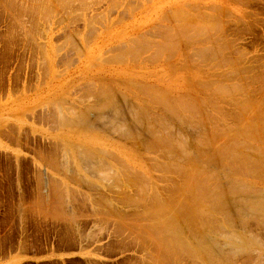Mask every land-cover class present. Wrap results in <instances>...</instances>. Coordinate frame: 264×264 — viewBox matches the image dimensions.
I'll list each match as a JSON object with an SVG mask.
<instances>
[{"label":"rangeland","instance_id":"obj_1","mask_svg":"<svg viewBox=\"0 0 264 264\" xmlns=\"http://www.w3.org/2000/svg\"><path fill=\"white\" fill-rule=\"evenodd\" d=\"M263 82L264 0H0V264H264Z\"/></svg>","mask_w":264,"mask_h":264},{"label":"bare ground","instance_id":"obj_2","mask_svg":"<svg viewBox=\"0 0 264 264\" xmlns=\"http://www.w3.org/2000/svg\"><path fill=\"white\" fill-rule=\"evenodd\" d=\"M12 1H13V0H12ZM16 1H17V0H16ZM61 1H62V0H61ZM14 2H15V1H14ZM14 2H13V3H14ZM69 2H70V1H69ZM15 3H16V2H15ZM66 4H67V3H66ZM121 4H122V3H121ZM14 5H15V4H14ZM17 5H18V3H17ZM17 5H16V6H17ZM63 5H64V4H63ZM119 5H120V4H119ZM18 7H19V6H18ZM131 7H132V6H131ZM47 8H48V7H47ZM24 10H25V9H23V7H22V9L20 10V12H22V11H24ZM226 10H227V9H226ZM40 12H41V11H40ZM221 12H223V11H220V13H221ZM23 13H24V12H23ZM34 13H35V12H34ZM171 14H172V13H171ZM45 15H46V14H45ZM50 15H51V13H50ZM180 15H181V14H179L178 16H180ZM185 15H186V13H185ZM52 16H53V15H52ZM174 16H176V15H174ZM184 17H185V16H184ZM184 17H183V15H182V18H184ZM186 17H187V15H186ZM186 17H185V19H188V20H189V18H188L189 16H188L187 18H186ZM210 17L212 18V16H210ZM228 17H229V16H228ZM172 18H173V17H172ZM180 18H181V17H180ZM182 18H181V19H182ZM181 19L178 18V20H181ZM185 19L183 20L184 22L186 21ZM166 20H167V19H166ZM190 20H191V19H190ZM218 21H219V20H218ZM174 22H175V21H174ZM194 22H195V21H194ZM177 23H178V22H177ZM171 24H172V22H171ZM195 24H197V23H195ZM186 25H187V24H186ZM186 25H184V26H186ZM204 25H205V24H204ZM175 26H176V24H175ZM175 26H173V27H174L175 30H176V34H178V32H180V31L178 30V29H179V27H178L179 25L177 26V29H176ZM197 26H198V25H197ZM199 26H201V28H202V25H199ZM156 27H157V26H156ZM208 27H209V26H208ZM163 28H164V26H163ZM213 28H214V27H213ZM156 29H157V28H156ZM186 29H188V28H186ZM214 29H215V28H214ZM219 29H220V28H219ZM184 30H185V29H184ZM189 30H190V29H189ZM189 30H188L187 32H190ZM204 30H205V29H204ZM171 31H172V32L174 31L173 28L171 29ZM177 31H178V32H177ZM206 31H207V30H206ZM215 31H216V30H215ZM157 32H158V31H157ZM167 32H168V31H167ZM172 32H170L169 35L172 36ZM208 32H209V31H208ZM173 33L175 34V32H173ZM200 33H201V32H200ZM202 33H203V31H202ZM145 34H147V33H145ZM167 34H168V33H167ZM180 34H181V33H180ZM192 34H193V33H192ZM178 35H179V34H178ZM178 35H177V37L179 38L180 35H179V36H178ZM188 35H189V34H188ZM193 35H194V34H193ZM193 35H190V36H193ZM163 36H164V35H163ZM175 36H176V35H173V36H172L173 39H175ZM203 36H204V35H203ZM164 37H165L166 40H167L168 37L171 38L170 36H168V37L164 36ZM177 37H176V38H177ZM181 37H182V36H181ZM187 38H188V37H187ZM189 38H191V37H189ZM173 39H170V40H171L170 43L172 44V46H174V45H173V42H174V41H175V44L177 43V42H176L177 40H173ZM168 40H169V39H168ZM172 40H173V41H172ZM186 40H190V39H186ZM204 40H205V39H204ZM217 41H218V40H217ZM188 42H189V41H188ZM215 42H216V41H215ZM130 43H131V42H130ZM178 43H179V42H178ZM184 43H185V42H184ZM187 44H188V43H187ZM213 44H214V43H213ZM177 45H179V44H176L175 46H177ZM205 46H206V45H205ZM212 46H213V45H212ZM209 47H210V46H209ZM132 48H133V47H132ZM172 48H173V47H172ZM200 48H201V47H200ZM203 48H204V46H203ZM205 48H206V47H205ZM207 48H208V47H207ZM207 48H206V51H209L212 47H210L209 50H208ZM220 48H221V47H220ZM220 48L218 49V48L216 47V49H217L218 51L220 50ZM136 49H137V47H136ZM174 49H175V48H174ZM177 49H178V48H177ZM213 49H214V48H212L211 50L214 51ZM179 50H180V48H179ZM185 50H186V49H185ZM133 51H134V49H133ZM136 51H137V50H136ZM173 51H174V50H173ZM198 51H200V50H198ZM201 51H204V49H202ZM130 52H131V51H130ZM134 52H135V51H134ZM174 52H175V51H174ZM209 52H210V51H209ZM120 53H121V52H120ZM128 53H129V52H128ZM136 53H137V52H136ZM139 53H140V52H139ZM202 53H203V52H201V56H200V58H201L202 55H203ZM204 53H205V52H204ZM219 53H220V52H219ZM129 54H130V53H129ZM134 54H135V53H134ZM134 54H133V55H134ZM197 54H198V52H197ZM214 54H215V53H214ZM127 55H128V54H127ZM137 55H138V54H137ZM198 55H200V52H199ZM215 55H216V54H215ZM220 55H221V54H220ZM205 56H206V55H205ZM212 56H213V55H212V52H211V56H209L208 58L211 57V59H212ZM130 57H131V56H130ZM198 57H199V56H198ZM214 57H215V56H213V59H215L217 56H216L215 58H214ZM219 57H220V56H219ZM123 58L125 59V57H123ZM123 58H122V59H123ZM134 58H136V57H134ZM205 58H206V57H203L204 60H205ZM129 59H131V58H129ZM203 59L201 58V60H203ZM213 59H212V60H213ZM204 60H203V61H204ZM125 61H126V60H125ZM232 61H233V60H232ZM217 62H218V60H217ZM230 62H231V61H230ZM218 63H219V62H218ZM218 63H217V65H218ZM227 63H228V62H227ZM219 65H220V64H219ZM263 83H264V82H263ZM219 84H220V83H219ZM135 86H136V85H135ZM138 86H139V85H138ZM199 86L201 87V85H199ZM214 86H215V85H214ZM107 87H108V86H107ZM133 87H134V86H133ZM145 87H146V86H145ZM205 87H206V86H205ZM215 87H216V86H215ZM217 87H219V86H217ZM139 88H140V87H139ZM150 88H151V87H149V89H150ZM206 88H207V87H206ZM203 89H204V88H203ZM208 90H210V89H208ZM100 91H101V90H100ZM102 91H103V90H102ZM105 91H106V90H105ZM138 91H139V90H138ZM147 91H148V90H147ZM210 91H211V90H210ZM143 92H144V91H143ZM148 92H150V91H148ZM103 93H104V92H102L101 94H103ZM152 93H153V92H152ZM111 94H112V93H111ZM189 95H190V94H189ZM104 96H105V95H104ZM157 96H158V95H157ZM160 96H161V95H160ZM166 96H167V95H166ZM166 96H164V97H166ZM191 96H192V95H190L189 97H191ZM161 97H163V94H162ZM161 97H160V98H161ZM158 98H159V97H158ZM167 98H168V97H167ZM107 99H108V98H107ZM161 99H162V98H161ZM178 99H180V98H178ZM158 100H160V99H158ZM176 100H177V98H176ZM105 101H106V100H105ZM164 101H165V100H164ZM170 101H171V100H170ZM162 102H163V101H162ZM166 102H167V101H166ZM168 102H169V101H168ZM171 102H172V101H171ZM175 102H176V101H175ZM108 105H109V104H108ZM165 105H166V104H165ZM100 106H101V105H100ZM162 106L164 107V105H162ZM171 106H172V105H171ZM59 109H60V107H59ZM74 109H75V108H74ZM87 109H89V108H87ZM90 109H91V108H90ZM65 110H66V109H65ZM68 111H69V110H68ZM134 111H135V110H134ZM70 113H72V112H70ZM73 114H74V113H73ZM224 114H225V113H224ZM75 115H76V114H75ZM135 118H136V116H135ZM139 119H140V118H139ZM74 120H75V119H74ZM72 121H73V120H72ZM164 122H165V121H164ZM251 122H252V121H251ZM138 123H139V122H138ZM72 124H73V123H72ZM87 124H88V123H87ZM251 124H252V123H251ZM77 125H78V124H77ZM138 125H139V124H138ZM245 125H246V124H245ZM115 126H116V125H115ZM119 126H120V125H119ZM115 129H116V128H115ZM258 129H259V128H258ZM121 130H122V128H121ZM121 130H120V131H121ZM117 131H118V130H117ZM251 132H252V131H251ZM253 132H254V131H253ZM260 132H261V131H259V133H260ZM263 132H264V131H263ZM122 133H123V132H122ZM261 133H262V132H261ZM126 134L128 135V133H126ZM127 135H126V136H127ZM262 135H264V134H262ZM122 136H123V135H122ZM137 137H138V136H137ZM127 138H128V136H127ZM131 138H132V136H131ZM131 138H130V139H131ZM139 138H140V137H139ZM210 138H211V137H210ZM210 138H208V139H210ZM250 138H251V137H250ZM263 138H264V137H263ZM213 139H214V137H213ZM253 139H254V138H253ZM259 139H260V138H259ZM206 140H207V139H206ZM210 140H211V139H210ZM254 140H255V139H254ZM257 140H258V138H257ZM140 141H141V140H140ZM147 141H148V140H147ZM147 141H146V142H147ZM150 141H151V140H150ZM150 141H149V142H150ZM207 141H208V140H207ZM255 141H256V140H255ZM261 141H262V139L260 140V142H261ZM263 141H264V140H263ZM153 142H154V140H152L150 143H147L148 146L145 145L146 148L150 149V148L155 147L154 144H153ZM202 142H203V141H202ZM202 142H200V143H202ZM212 142H213V141H212ZM215 142H216V141H215ZM252 142H253V141H252ZM257 142H258V141H257ZM260 142H259V143H260ZM203 143H206V142H203ZM229 143H230L229 145L234 144L233 142H232V143L229 142ZM207 144H208V143H207ZM209 144H210V143H209ZM209 144H208V145H209ZM227 144H228V143H227ZM143 145H144V144H143ZM213 145H214V144H213ZM234 145H235V144H234ZM237 145H238V144H237ZM237 145H235V146H237ZM202 146H203V145H202ZM211 146H212V145H211ZM240 146H241V145H240ZM244 146H245V145H244ZM208 147H210V146H208ZM255 148H256V147H255ZM77 149H78V148H77ZM215 149H216V147H215ZM234 149H236V148H234ZM240 149H241V148H240ZM242 149H244V148H242ZM234 151H236V150H234ZM234 151H232V152L235 153ZM261 151H263V150H261ZM86 152H87V151H86ZM216 152H217V151H216ZM219 152H221V150H220ZM211 153H212V152H211ZM233 153H232V154H233ZM236 153H237V151H236ZM238 153L240 154V152H238ZM262 153H263V152H262ZM80 154H81V153H80ZM82 154H83V153H82ZM232 154H230V155H232ZM78 155H79V154H78ZM223 155H224V154H223ZM230 155H228V156H230ZM243 155H244V154H243ZM243 155H242V157H243ZM247 155H249V154H247ZM80 156H81V155H80ZM91 156H92V155H91ZM105 156H106V155H105ZM221 156H222V154H221ZM232 156H235V155H232ZM237 156H238V155H237ZM249 156H250V155H249ZM83 157H84V154H83ZM83 157H82V158H83ZM183 157H184V156H183ZM187 157H188V156H187ZM195 157H196V156H195ZM224 157H225V156H224ZM247 157H248V156H247ZM247 157H246V158H247ZM105 158H106V157H105ZM190 158H191V157H190ZM227 158H229V157H227ZM232 158H233V157H232ZM235 158H236V157H234V159H235ZM249 158H250V157H249ZM186 159H187V158H186ZM239 159H240V161H241V158H240V157H239ZM257 159H258V158H257ZM244 160H245V159H244ZM248 160H249V159H247V161H248ZM252 160H253V158H252ZM100 161H101V160H100ZM242 161H243V160H242ZM244 162H245V161H244ZM248 162H249V161H248ZM253 162H254V161H252V163H253ZM263 162H264V161H263ZM246 163H247V162H246ZM250 163H251V162H250ZM250 163H249V165H250ZM238 164H239V163H238ZM238 164H237V165H238ZM240 164H241V162H240ZM247 164H248V163H247ZM256 164H258V163L256 162ZM260 164H261V163H260ZM100 165H101V164H100ZM249 165H248V167H249ZM254 165H255V163H254ZM263 165H264V164H263ZM103 166H104V165H103ZM103 166H102V167H103ZM255 166H256V165H255ZM257 166H258V165H257ZM242 167L244 168V166H242ZM252 167H253V166H252ZM92 168H93V166H92ZM121 168H122V167H121ZM253 169H254V168H253ZM259 169H260V168H259ZM259 169L257 168L256 170H259ZM104 170H105V169H104ZM246 170H247V169H246ZM248 171H249V168H248ZM254 171H255V170H254ZM254 171H253V172H254ZM244 172H245V171H244ZM104 173H105V172H104ZM246 173H247V171H246ZM109 174H110V173H109ZM92 176H93V175H92ZM104 176H105V175H104ZM244 176H245V175H244ZM100 177H101V176H100ZM119 178H120V177H119ZM114 179H115V178H114ZM241 183H242V182H241ZM239 184H240V183H239ZM210 185H212V184H210ZM210 185H207V186L204 185V188H205V187H206V188L208 187L207 190H209V188H210L209 186H210ZM214 185H215V184H214ZM234 186H235V185H234ZM245 187H246V185H245ZM245 187H244V189L247 188V187H246V188H245ZM174 188H175V187H174ZM177 188H179V187H177ZM237 188H238V187H237ZM229 189H230V188H229ZM239 189H240V188H239ZM172 190H173V189H172ZM175 190H178V189H175ZM205 190H206V189H205ZM205 190H204V191H205ZM247 190H249V189H247ZM173 191H174V190H173ZM204 191H202V195H203ZM239 191H240V190H239ZM253 191H254V190H253ZM237 192H238V190H237ZM254 193H255V192H254ZM157 194H158V193L156 192V194H155L156 196H155V195H154V197L152 196V197H153L152 199L154 200V202L159 203V202H160V201H159V197H160V196L158 197ZM223 195H224V194H222V196H223ZM200 196H201V195H200ZM207 196H208V194H207ZM222 196H220L219 199H218V198L216 199V203L213 204V201H212V203H211V208H208V207L206 206V211L204 212V209H203L202 211H203L204 213H201V212H200L199 215L201 214V215L204 216V217L206 216V219H207V218H210L208 212L212 211V209H214V211H215V210L218 211L219 209H221V208L223 207V201H222V200H223L224 197H225V196H224V197H222ZM173 197H174V196H173ZM202 197H204L203 199H206V197H205L204 195H203ZM211 197H212V196H211ZM196 198H197V197H196ZM208 198H209V197H207V201L209 202ZM213 198H214V197H213ZM215 198H216V197H215ZM221 198H222V200H221ZM257 199H258V198H257ZM194 200H195V199H194ZM194 200H193V201H194ZM198 200H199V199H198ZM210 200H211V198H210ZM217 200H218V202H217ZM225 200H226V199H225ZM248 200H249V199H248ZM261 200H262V199H261ZM261 200H260V201H261ZM196 201H197V200H196ZM207 201H205V202H206V205H207ZM251 201H252V200H251ZM254 201H255V200H254ZM176 202H178V201H176ZM197 202H198V201H197ZM214 202H215V201H214ZM240 203H241V202H240ZM246 203L248 204V202H246ZM246 203H245V204H246ZM176 204H178V203H176ZM180 204H181V203H180ZM203 204H204V203H203ZM212 204H213V205H212ZM251 204H252V202H251ZM208 205H210V204H208ZM227 205H228V204H227ZM227 205H226V207H227ZM178 206H179V207H180V206L182 207L183 204L178 205ZM262 206H263V205H262ZM262 206H261V207H262ZM172 207H173V206H172ZM212 207H213V208H212ZM248 207H249V206H248ZM251 207H252V206H251ZM251 207H250V209H251ZM257 207H258V206H257ZM261 207H260V208H261ZM169 208H170V207H169ZM169 208H168V209H169ZM177 208H178V207H177ZM182 208H183V207H182ZM182 208H180L181 210H180V212L178 211V213H177V211L175 212V214H174V212H173L172 218L170 217V218H171V222H173L174 224L179 223L178 220H180V219L182 218L181 216H182L183 214H185L186 209L184 210V209H182ZM204 208H205V207H204ZM255 208H256V207H255ZM263 208H264V206L262 207V209H263ZM166 209H167V208H166ZM171 209H172V208H171ZM175 209H176V207H175ZM197 209H200V207L197 208ZM209 209H210V211H209ZM217 209H218V210H217ZM162 210H163V209H162ZM172 210H173V209H172ZM177 210H178V209H177ZM183 210H184V212H182ZM238 210H239V208H238ZM251 210H253V209H251ZM255 210H256V209H255ZM163 211H164V210H163ZM197 211H198V210H197ZM197 211H196V212H197ZM199 211H200V210H199ZM221 211H222V210H221ZM168 212H169V211H168ZM170 212H171V211H170ZM181 212H182L183 214H182ZM206 212H207V213H206ZM254 212H255V211H254ZM160 213H162V212H160ZM187 213H188V212H187ZM215 213H216V212H215ZM243 213H244V212H243ZM157 214H158V213H157ZM157 214H156V215H157ZM239 214H240V212H239ZM164 215H165V214H164ZM178 215H179V216H178ZM185 215H186V214H185ZM188 215H189V213L186 215L187 218H188ZM223 215H224V214H223ZM227 215H229V214H227ZM237 215H238V214H237ZM244 215H245V214H244ZM247 215H248V214H247ZM160 216H161V214H160ZM168 216H169V215H168ZM170 216H171V215H170ZM194 216H195V214L192 213V214H191V218L194 217ZM211 216H212V215H211ZM238 216H239V215H238ZM157 217H159V215H158ZM245 217L247 218L248 216H245ZM170 218H169V219H170ZM228 218H230V217H228ZM240 218H241V217H240ZM240 218H239V220H240ZM243 218H244V217H243ZM243 218H241V219H243ZM249 218H250V217H249ZM249 218H248V220H249ZM251 218H252V217H251ZM256 218H257V217H256ZM158 219H159V218H158ZM164 219H165V218H164ZM182 219H183V218H182ZM211 219H212V218H211ZM211 219H210V221H211ZM225 219H226V218H225ZM252 219H253V218H252ZM194 220H195V219H194ZM243 220H244V219H243ZM159 221H160V220H159ZM167 221L169 222L170 220H167ZM206 221H209V220L207 219ZM206 221H204V223H206ZM142 222H143V221H142ZM165 222H166V221H165ZM168 222H167V223H168ZM184 222H185V221H184ZM242 222H243V221H242ZM169 223H170V222H169ZM169 223H168V224H169ZM204 223H203V224H204ZM211 223H212V222H211ZM231 223H232V222H231ZM161 224H163V222H162ZM165 224H166V223H165ZM168 224H166L167 227H168ZM185 224H186V223H185ZM187 224H188V223H187ZM207 224H208V223H207ZM207 224H206V225H207ZM213 224H214V223H213ZM258 224H259V223H258ZM170 225H171V223L169 224V227H170ZM183 225H184V224H183ZM204 225H205V224H204ZM208 225H209V224H208ZM208 225H207V226H208ZM230 225H232V224H230ZM242 225H243V224H242ZM161 226H162V225H161ZM171 226H172L173 228H175L174 230H176V231L179 230V228H178L179 226H174V225H171ZM207 226H206V227H207ZM164 227H165V226H164ZM172 227H171V229H172ZM218 227H219V226H218ZM243 227H245V226H243ZM155 228H156V227H155ZM188 228H190V227H187V229H188ZM228 228H229V227H228ZM161 229H162V228H161ZM164 229H165V228H164ZM166 230H167V228H166ZM166 230H165V231H166ZM167 231L169 232V230H167ZM167 231H166V232H167ZM170 231L173 232V230H170ZM178 232H180V231H178ZM178 232H176V234H177ZM217 232H218V231H217ZM180 233H181V232H180ZM191 233H192V232H191ZM165 234H166V233H165ZM182 234H183V233H182ZM182 234H181V235H182ZM162 235H163V232H162ZM167 235H170V233L167 234ZM172 235H173V236H172L173 238L171 237V239H170L168 242L166 241L168 244H165V245L167 246V249H168V250H167V249H164L165 245H164L163 243H165V241H164V242L160 241L159 243H162V244H163L162 246H164V247H162V248H163L164 250H166V251H168V252H169V251L171 252L170 249H172V247H173L172 250H174V251L177 252V250H179V249H176V246L179 245V243L181 244L182 241H183L184 239L182 238L183 240H180V239H179L180 237H178L179 235L177 234L178 236H177V235H176V236H177V238L181 241V242H180V241L174 236L175 233L172 234ZM201 235H202V234H201ZM232 235H233V234H232ZM236 235H237V234H236ZM158 236H160V234H159ZM191 236L193 237V235H191ZM195 236H196V235H195ZM161 237H162V236H161ZM164 237H165V239H166V235H165ZM164 237H163L162 239H164ZM185 237H186V236H185ZM167 238H168V237H167ZM169 238H170V237H169ZM194 238H195V237H194ZM207 238H208V237H207ZM199 239L201 240V238H199ZM208 240H209V239H208ZM235 240H236V239H235ZM241 240H242V239H241ZM194 241H195V240H194ZM196 241H197V244H198L199 242H202L203 240L198 242V239H197ZM196 241H195V244H196ZM236 241H237V240H236ZM246 241H247V240H246ZM192 242H193V241H192ZM205 242H207V241H205ZM185 243H186V241L184 240V244H185ZM203 243H204V241H203ZM203 243H200V244L203 245ZM207 243H209V242H207ZM240 243H241V242H240ZM197 244H196V246H197ZM200 244L198 245L199 247L202 246V245H200ZM218 244H219V243H218ZM242 244H244V243H242ZM204 245H205V244H204ZM204 245H203V246H204ZM224 245H225V244H224ZM228 245H229V244H228ZM154 246H155V245H154ZM158 246H159V245H158ZM170 246H171V247H170ZM181 246H182V244H181ZM181 246H180V247H181ZM188 246H189V245H188ZM193 246H194V244H193ZM203 246H202V248H205V247H206V245H205L204 247H203ZM211 246H212V245H211ZM211 246H210V247H211ZM240 246H241V245H240ZM174 247H175V248H174ZM183 247H184V245H183ZM185 247H187L186 244H185ZM210 247L207 246L205 249H208V248H210ZM212 247L215 248L216 246H212ZM212 247H211V249H212ZM187 248H188V247H187ZM189 248H190V247H189ZM195 248H196V247H195ZM202 248H201V249H202ZM182 249H183V248H182ZM182 249H181V250H182ZM191 249H194V248L191 247V248L189 249V251H188V249H186V250L188 251V253H190V250H191ZM197 249H198V248H197ZM201 249H200V250H201ZM205 249H204V250H205ZM215 249H216V248H215ZM224 249H225V248H224ZM194 250H195V249H194ZM194 250H193V253L196 251V250H195V251H194ZM198 250H199V249H198ZM209 250H210V249H209ZM209 250H208V251H209ZM212 250H213V249H212ZM212 250H210V251H212ZM217 250H218V249H217ZM161 251H162V250H161ZM174 251H173V252H174ZM179 251H180V250H179ZM201 251H202V250H201ZM208 251H207V252H208ZM173 252H172L171 254H176V252H174V253H173ZM183 252H184V251H183ZM199 252H200V251H199ZM207 252H206V253H207ZM213 252H214V250H213ZM232 252H233V251H232ZM180 253H181V252H180ZM180 253H179V254H180ZM208 253H209V252H208ZM181 254H182V253H181ZM198 254H199V253H198ZM200 254H201V253H200ZM204 254H205V252H204ZM193 255H194V254H193ZM206 255H207V254H206ZM212 255H213V254H212ZM234 255H235V254H234ZM209 256H211V252H210V254H209L208 257H207V259H208V264L210 263L209 261H211V259L213 260V258H210ZM213 256H214V255H213ZM211 257H212V256H211ZM209 258H210V259H209ZM214 258H215V257H214ZM187 260H188V259H187ZM201 260H202V259H201ZM205 260H206V259H205ZM219 260H220V259H219ZM216 261H217V260H216ZM151 262H152V261H151ZM173 262H174V261H173ZM206 262H207V261H206ZM204 263H205V262H204ZM211 263H212V262H211ZM211 263H210V264H211ZM171 264H172V263H171Z\"/></svg>","mask_w":264,"mask_h":264},{"label":"crops","instance_id":"obj_3","mask_svg":"<svg viewBox=\"0 0 264 264\" xmlns=\"http://www.w3.org/2000/svg\"><path fill=\"white\" fill-rule=\"evenodd\" d=\"M27 261H29V259H26Z\"/></svg>","mask_w":264,"mask_h":264}]
</instances>
